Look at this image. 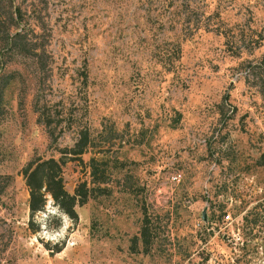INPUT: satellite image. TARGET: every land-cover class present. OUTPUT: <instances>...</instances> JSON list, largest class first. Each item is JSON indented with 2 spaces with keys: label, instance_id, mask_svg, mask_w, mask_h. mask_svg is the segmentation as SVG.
I'll list each match as a JSON object with an SVG mask.
<instances>
[{
  "label": "rangeland",
  "instance_id": "obj_1",
  "mask_svg": "<svg viewBox=\"0 0 264 264\" xmlns=\"http://www.w3.org/2000/svg\"><path fill=\"white\" fill-rule=\"evenodd\" d=\"M80 131L91 196L29 224L21 168ZM0 264H264V0H0Z\"/></svg>",
  "mask_w": 264,
  "mask_h": 264
},
{
  "label": "trees",
  "instance_id": "obj_2",
  "mask_svg": "<svg viewBox=\"0 0 264 264\" xmlns=\"http://www.w3.org/2000/svg\"><path fill=\"white\" fill-rule=\"evenodd\" d=\"M9 5L10 3H8ZM18 14L19 9L17 7H9L6 11L8 22L4 27L5 37L3 42L9 49L15 50L16 53L23 56H33L37 60L41 47L33 39L22 40L23 34L20 32L23 28H17ZM10 29H13L12 33L9 32ZM88 142L87 133L80 131L72 146L60 149L61 155L59 157H34L21 168V175L27 190L29 224L34 214L42 210L47 196L61 212L72 219L76 218L74 207L86 202L91 196L93 187H87L83 181L75 186L72 194H69L63 187L61 168L65 163L64 159L74 158V156L84 153ZM96 165L97 161L90 158L88 166L92 183L102 182V177H97L98 168ZM145 233V227L142 225L140 234L143 239Z\"/></svg>",
  "mask_w": 264,
  "mask_h": 264
},
{
  "label": "built area",
  "instance_id": "obj_3",
  "mask_svg": "<svg viewBox=\"0 0 264 264\" xmlns=\"http://www.w3.org/2000/svg\"><path fill=\"white\" fill-rule=\"evenodd\" d=\"M173 178L176 179V176H174Z\"/></svg>",
  "mask_w": 264,
  "mask_h": 264
}]
</instances>
